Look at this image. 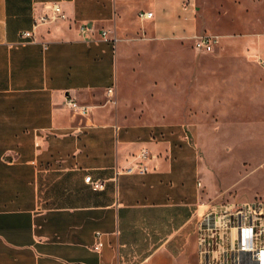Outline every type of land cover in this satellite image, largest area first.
Masks as SVG:
<instances>
[{"label": "crops", "instance_id": "1", "mask_svg": "<svg viewBox=\"0 0 264 264\" xmlns=\"http://www.w3.org/2000/svg\"><path fill=\"white\" fill-rule=\"evenodd\" d=\"M53 4L65 17L39 22ZM196 35V0H0V264H199V125L173 110L129 122L144 86L119 72L129 49L189 64ZM142 150L148 171L127 172Z\"/></svg>", "mask_w": 264, "mask_h": 264}, {"label": "rangeland", "instance_id": "2", "mask_svg": "<svg viewBox=\"0 0 264 264\" xmlns=\"http://www.w3.org/2000/svg\"><path fill=\"white\" fill-rule=\"evenodd\" d=\"M196 5L198 34L217 38L212 50H194L186 56L189 64L160 65L157 49H129L119 72L144 86L132 87L130 109L139 117L127 112L129 122L173 110L178 120L190 115L199 125V178L211 196L199 220L211 204L264 200V0Z\"/></svg>", "mask_w": 264, "mask_h": 264}, {"label": "built area", "instance_id": "3", "mask_svg": "<svg viewBox=\"0 0 264 264\" xmlns=\"http://www.w3.org/2000/svg\"><path fill=\"white\" fill-rule=\"evenodd\" d=\"M141 18H150L152 12H140ZM65 15L59 4H53L52 14L41 16L39 22L54 21ZM37 23V21H36ZM107 31H103L106 37ZM21 37L32 38V31H24ZM196 50L208 52L214 48L217 38L213 35L195 36ZM113 88L108 89V94ZM66 105L75 113L87 115L89 108L79 104L75 98L66 97ZM148 150L138 155L140 162L125 168L127 172L144 173L148 167L144 161L151 158ZM84 181L92 190L105 188V181L86 175ZM94 250L103 246L100 231L96 232ZM197 253L199 264H264V200L226 201L209 205L197 221Z\"/></svg>", "mask_w": 264, "mask_h": 264}]
</instances>
